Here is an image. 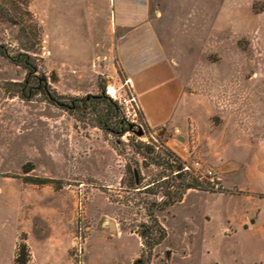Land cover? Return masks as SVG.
Wrapping results in <instances>:
<instances>
[{
    "label": "rangeland",
    "instance_id": "1",
    "mask_svg": "<svg viewBox=\"0 0 264 264\" xmlns=\"http://www.w3.org/2000/svg\"><path fill=\"white\" fill-rule=\"evenodd\" d=\"M150 7L187 107L181 121L155 129L138 114L107 2L30 0L41 30L33 54L37 76L64 100L104 90L120 106L113 120L135 125L117 136L94 126L107 111L104 103L98 113L82 114L57 107L41 92L20 97L12 82H22L26 72L0 57V230L13 233L12 204L20 232H48L58 225L52 221L73 226L77 264L86 248L87 264H126L139 243L124 233L137 234L149 222L147 207L166 199V182L171 191L180 182L176 172L150 163L169 148L192 173L200 162L199 179L213 182L215 191L197 190L207 193L155 211L167 236L151 263L238 264V237L231 225L223 231L226 219L251 218L254 229L264 230V0H150ZM16 31L0 23V42L14 41ZM10 46L15 50L17 43ZM29 86L34 92L36 85ZM139 142L150 146L149 157L144 148L137 151ZM28 176L52 182L27 183ZM134 176L140 184H132ZM108 221L118 222L123 236L109 237ZM255 247L264 252V241Z\"/></svg>",
    "mask_w": 264,
    "mask_h": 264
},
{
    "label": "crops",
    "instance_id": "2",
    "mask_svg": "<svg viewBox=\"0 0 264 264\" xmlns=\"http://www.w3.org/2000/svg\"><path fill=\"white\" fill-rule=\"evenodd\" d=\"M105 1L109 8V20L113 21V26L118 31L115 41L119 59L126 66L127 76L135 88L138 105L147 125L155 129L172 121H181L187 108L185 96L180 82L176 81L178 72L175 66L171 65L164 49L165 45L151 20L150 0ZM180 157L187 161L182 155ZM192 193L207 192L200 193L195 189H188L180 202ZM208 194L216 196V193ZM222 194L218 193L216 197H222ZM10 208L16 216L15 227L12 234L0 230V264H14L21 233H25L30 248L28 264H77L74 259L77 254L73 255L71 252L72 244L75 243L73 226L61 227V222L52 221L51 225H58L53 228L50 226L52 230L48 232H20L16 208H13L12 204ZM4 222L0 215V228ZM226 222L223 231H227V225H231L234 229L231 235L238 237V264H258V259H264V252H257L255 247L257 240L264 241V230L253 228L257 225L256 221L251 218L238 220L237 215L231 220L226 219ZM106 223L108 225V222ZM113 227L114 232L110 231L109 237L123 236L118 222L113 223ZM124 234L137 237L139 243V251L131 254L126 263L132 264L142 253V241L134 232ZM83 255L80 264H87L88 248Z\"/></svg>",
    "mask_w": 264,
    "mask_h": 264
},
{
    "label": "trees",
    "instance_id": "3",
    "mask_svg": "<svg viewBox=\"0 0 264 264\" xmlns=\"http://www.w3.org/2000/svg\"><path fill=\"white\" fill-rule=\"evenodd\" d=\"M7 1L11 5L10 9L7 7ZM29 4L30 0H0V23L8 22L17 27L14 41L11 40L8 44L0 42V57L7 59L17 66H21L26 72L22 82H12L13 85L21 87L19 92L17 91L18 94H16L22 98L30 99L33 95L41 92L48 102L70 113H98L97 106L100 103H104L107 106V111L98 114L99 117L94 126H97L106 133H112L117 136L124 134L128 130H132V127L135 125L134 123L126 122L124 119L119 121L113 120L119 113L120 106L116 100H113L105 94L104 90H102L100 95H88L85 97L69 96L68 100H64V98L67 97L57 94L47 86L46 77L40 78L37 76V64L35 63V56H33V54L37 52L36 47L41 43V30L35 20L34 14L29 8ZM12 42L17 43V48L15 50L10 46ZM31 83L36 85L34 92L30 91L31 86L29 85H31ZM26 87H28L27 92H25ZM138 114L143 116L141 110ZM145 125L147 126L146 122ZM139 127L140 126H138L139 132H142ZM136 147L137 151L144 148L145 155L149 157L150 146L143 142H139ZM165 152L166 156L160 157L159 159L154 157L150 158V163L163 165L171 172H176L175 177L178 178L180 182L175 185V189L171 191L169 188L173 186V184L167 181L165 185L166 190L162 192L166 199L161 202H152L147 207L149 222L141 223L139 231L137 232L142 241L144 251L132 264H152L151 258L153 249L161 244L167 236V230L158 219L155 213L156 210H164L180 202L188 189L215 191L213 190L215 187L213 182L208 181L203 183L198 176L192 173L188 164L176 153L169 148H165ZM185 166H188V169H186ZM129 171H131L130 168ZM25 182L39 185L50 183L52 179L32 178L28 176ZM140 183L141 178L138 177V179H136L134 176L132 184L138 185ZM217 187L219 192H223L220 190V185ZM149 188L150 186H147L145 189ZM30 256V248L26 242V235L25 233H21L16 248L14 264H28Z\"/></svg>",
    "mask_w": 264,
    "mask_h": 264
},
{
    "label": "built area",
    "instance_id": "4",
    "mask_svg": "<svg viewBox=\"0 0 264 264\" xmlns=\"http://www.w3.org/2000/svg\"><path fill=\"white\" fill-rule=\"evenodd\" d=\"M195 168L193 167V173H194V175H196V176H198V174H201V172H198L199 171V169L201 168V163L200 162H198V161H196L195 162ZM185 168L186 169H188V166H185ZM206 173L208 174V175H211V177H212V175H213V172L211 171V170H207L206 171ZM199 178H201L200 176H198ZM212 179V178H211Z\"/></svg>",
    "mask_w": 264,
    "mask_h": 264
},
{
    "label": "water",
    "instance_id": "5",
    "mask_svg": "<svg viewBox=\"0 0 264 264\" xmlns=\"http://www.w3.org/2000/svg\"><path fill=\"white\" fill-rule=\"evenodd\" d=\"M139 134H142V132L140 131ZM135 175H136V171H135ZM215 183L219 184L220 181L216 180ZM108 227H109L110 230H114L113 223L111 221H108ZM167 254H169V252H167Z\"/></svg>",
    "mask_w": 264,
    "mask_h": 264
},
{
    "label": "bare ground",
    "instance_id": "6",
    "mask_svg": "<svg viewBox=\"0 0 264 264\" xmlns=\"http://www.w3.org/2000/svg\"><path fill=\"white\" fill-rule=\"evenodd\" d=\"M110 91L112 92V91H113V89H110Z\"/></svg>",
    "mask_w": 264,
    "mask_h": 264
}]
</instances>
